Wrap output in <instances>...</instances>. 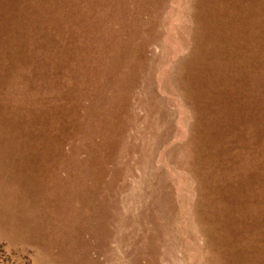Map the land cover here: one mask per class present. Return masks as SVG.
<instances>
[{"label": "rangeland", "instance_id": "1", "mask_svg": "<svg viewBox=\"0 0 264 264\" xmlns=\"http://www.w3.org/2000/svg\"><path fill=\"white\" fill-rule=\"evenodd\" d=\"M0 264H264V0H0Z\"/></svg>", "mask_w": 264, "mask_h": 264}]
</instances>
